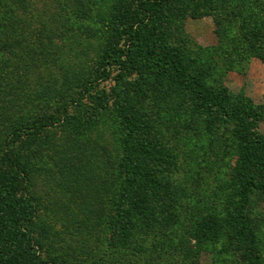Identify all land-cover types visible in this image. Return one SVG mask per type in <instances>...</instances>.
I'll use <instances>...</instances> for the list:
<instances>
[{
    "label": "rangeland",
    "instance_id": "374dc122",
    "mask_svg": "<svg viewBox=\"0 0 264 264\" xmlns=\"http://www.w3.org/2000/svg\"><path fill=\"white\" fill-rule=\"evenodd\" d=\"M70 1L76 6L75 11L81 19L65 20L62 17L60 22H55V17L64 13L56 0H26L24 10L20 9L22 1L18 0L14 16L12 15V20L16 22L13 21L10 26L15 31L6 25L0 26L1 33L5 34L4 29L7 30L13 36V41L21 39V43L13 46V53L27 55L28 61L34 65L25 79L18 83L23 88V94L16 93L20 90L19 85L9 84L6 87L7 90H16L11 97L15 98L18 94L30 100L27 108L32 118L41 115L43 118H58L60 122H68L73 132L80 133L86 142L92 141L106 155L117 158L128 144V151L132 154L129 162L141 171L145 169V165L153 169L169 167L167 172L172 178L166 182L167 192L157 196L154 193L159 190L158 187H149L148 184L144 186L150 189L148 191L152 195L147 201V207L150 208L148 218L151 220L144 221V225H157L158 231L164 232L175 226V215H184L189 211V215L195 213L199 217L204 216V223L215 231L209 235L210 242L203 244L197 264H250V260L242 253V246L230 240L232 227L229 216L239 219L236 208L242 205L233 178L236 168L235 148L231 137L235 130L234 122L219 115L218 111L210 114L191 111L192 93L182 87L183 81H178L173 69L163 73L153 66L141 63L137 68L134 67L130 75L125 76L118 66H109L103 75L98 74L97 68L103 52L108 49L117 48L124 52L128 48L129 51L134 50L129 31L138 30L139 41L135 49H144L145 53L153 55L160 52L161 44H165L160 39L162 34L155 33L153 28L156 27L158 31L162 29L163 23L172 30L176 26V19L183 15L181 23L184 35L176 36L174 30L169 45L165 42L168 49L173 50L176 55L180 53L178 55L182 62L200 55L198 53H210L206 57L208 65L214 69L217 82L230 93L246 99L250 102L249 105L256 107L261 116L258 132L264 135V60L251 56L247 61H240L239 58L233 60L229 55L264 53V30L260 31L258 21L253 22L250 18L251 13L257 15L259 12L264 15L262 2L252 5L251 0L246 1L249 6L246 9H250L247 11L243 3L238 7V0H160V5L156 0L150 12L154 23L150 22L148 33H143V27L141 29L139 25L134 26L132 22L139 20L145 23L146 19L138 9L139 5L131 0H92L91 10L80 7L78 0H68V3ZM217 4L221 6L220 16L215 14L219 10ZM240 9L245 11L238 13L237 10ZM242 15L244 23H241ZM157 19L161 23L155 21ZM247 20L249 26L246 25ZM147 23L149 24L148 21ZM127 24L128 34L123 35ZM253 25L260 37L254 36L256 30L250 28ZM113 26L117 30H113ZM244 31L250 34L246 38L244 36L245 43L239 40ZM253 37L262 43V47L254 46ZM193 62L192 66L196 61ZM200 65L199 68H204L202 63ZM89 74L90 84L85 90L78 85ZM209 84L214 85L215 89L218 85L211 82ZM118 108L132 122L135 128L132 133L127 131L116 114ZM210 124L213 125L212 132L207 129ZM69 134L67 129L58 130L54 138L63 140ZM208 135L216 136L215 141L210 142ZM159 143L164 144V150L158 146ZM84 148L87 149L88 146L85 145ZM151 148H157V152L161 150L166 154L167 161L160 165L157 154L151 153ZM87 152L88 150L84 151L85 155ZM197 172L201 174H195ZM151 175L148 170L147 176ZM84 178L83 175L80 180ZM178 182L183 186L175 185ZM133 185L136 187L137 182ZM193 185L195 190L200 187L196 191L198 201L190 196L189 188ZM99 190L100 188L91 184L84 188L82 195L85 205L82 209L86 210V207H92L96 203ZM132 197L134 202L147 199L142 198L143 196L137 198L133 193ZM176 197L182 198L179 209L174 202ZM187 199L196 200L198 211L191 208V203H186ZM238 200L240 205L237 204ZM106 208H109L108 204ZM243 208L249 223L246 236L251 234L254 237L255 251L261 256L260 264H264V192H252ZM63 211L65 215H62ZM63 211L57 209L53 211L57 215H48L49 231L46 240L53 238L54 241L47 250L44 245L37 249L43 259H57L54 254L59 251L58 247L63 245L62 242L70 240L74 229L80 235V230L75 225L78 226L81 220L70 228L66 224L55 226V221H68L72 218L73 215L68 210ZM177 211H181V214ZM161 215L167 216L166 223H159ZM84 216L81 214L79 217L82 219ZM99 216L106 218V215ZM55 228L59 229L62 237L54 234ZM93 235H96L95 239L102 240L99 234ZM89 239H93V236L90 235ZM96 246L99 247V244Z\"/></svg>",
    "mask_w": 264,
    "mask_h": 264
},
{
    "label": "trees",
    "instance_id": "16d2710c",
    "mask_svg": "<svg viewBox=\"0 0 264 264\" xmlns=\"http://www.w3.org/2000/svg\"><path fill=\"white\" fill-rule=\"evenodd\" d=\"M21 1L20 9L24 10L26 0ZM78 1L80 7L91 10L92 0ZM131 1L139 5L138 9L146 19L145 23L138 20L132 22L133 25H139L141 29L143 27L142 32L148 33L150 22L154 23V17H151L150 12L156 0ZM246 1L249 0H238V7L243 3L244 8H248ZM251 1L252 5H259L262 2L264 6V0ZM16 2L18 0H0L1 27L11 26L14 21L12 15L14 16V10L17 8ZM56 3L64 13L55 17V22H60L62 17L65 20L81 19L75 11L76 6L71 1L68 3V0H56ZM218 9L215 14L220 16V5ZM246 10L250 11V9ZM243 11L245 10H237L238 13ZM235 15L238 17L237 13ZM182 18L183 15L176 19V26L172 30L163 23L162 29L157 31L156 27L153 28L155 33L162 34L160 39L165 44V46L161 44L160 52L154 55L145 53L144 49H135L139 41L138 30L129 31L130 37L133 38L130 40L134 50L129 51L128 48L124 52L117 48L108 49L102 54L97 72L103 75L104 71L113 65L118 66L123 74L128 76L141 63L153 66L163 73L173 69L177 73L178 81H183L182 87L192 93L191 111L207 114L218 111L219 115L234 122L235 130L231 137L235 148L236 168L233 171V178L242 205L238 200L237 204L240 206L236 208V212L239 219L229 216L232 227L230 240L242 246V253L250 260V264H260L261 256L255 251L254 237L251 234L246 236L249 223L243 206L252 192H264V135L258 132L261 116L256 111V107L248 104L249 101L230 93L217 82L214 69L208 65L209 61L206 57L210 53H198L200 55L192 56L186 62H182L178 55L180 53L176 55L173 50L168 49L174 30L176 36L184 35ZM250 18L253 22L258 21L260 31L264 30V15L259 12L257 15L251 13ZM243 20L242 15L241 23H244ZM155 21L161 23L158 19ZM246 25H250L249 20L246 21ZM125 27L127 28L123 31V35L128 34L129 24ZM250 28L256 30L254 36L259 34L255 25ZM113 30L117 28L113 26ZM4 31L5 34H2L0 30V39H2L0 51L6 52L0 53L2 54L0 58V125L2 126H0V264H197L203 244L210 242L209 235L215 231L204 223V216L199 217L195 213L189 215V211L184 215H175L176 219L173 220L175 226L164 232L158 231L157 225H144V221L151 220L148 218L150 208L147 207V201L152 196L148 191L150 189L144 186L148 184L149 187H158L159 190L154 193L157 196L167 192L166 182L172 178L167 172L170 168L153 169L145 165V169L141 171L129 162L132 154L128 151V144L116 158L114 155H106L92 141L86 142L80 133L73 132L68 122H60L58 118L54 120L43 118L41 115L32 118L27 108L30 100L18 94L15 98L11 97L16 90H7L6 87L9 84L18 86L34 65L30 60L28 61L27 55L13 53V46L21 43V39L13 41V36L7 30ZM247 33V31L241 32L239 37L241 42L245 43L244 36L245 38L250 36ZM14 37L17 38L15 34ZM253 40L254 46L262 47L258 39L253 37ZM48 48L49 46L46 50ZM10 51L12 52L7 53ZM41 55L43 56L44 53ZM229 55L233 60L239 58L240 61H247L251 56H258L264 60V53H229ZM193 61H196L194 66H192ZM201 63L204 68H199ZM191 67L200 70H192ZM89 76L90 74L78 86H83L87 90L90 84ZM209 82L218 83L217 88L215 89V86L210 85ZM19 89L16 93L23 94L20 85ZM234 99L236 100L231 102ZM116 114L127 131L132 133L135 128L129 118L120 108L117 109ZM212 127V124L207 126L209 132L213 131ZM63 129L70 131L68 137L63 140L55 139L56 131ZM202 130L204 131L205 128ZM208 139L213 142L216 136L208 135ZM85 145L88 146L87 149L84 148ZM159 145L164 150V144L159 143ZM85 150H88L87 155L84 153ZM157 150L151 148V153L157 154L161 165L163 161H167L166 154ZM148 170L152 174L151 177L147 176ZM83 175L84 180H80ZM135 182L137 186L133 187ZM90 184L100 188L99 197L92 207H86L87 209L84 210L82 207L85 205V199L82 191L84 193V188ZM175 185L183 186L179 182ZM199 189L200 187L195 190V185L191 186L190 196L196 199L198 195L196 191ZM132 193L137 198L143 196L142 198L147 197V199L134 202ZM107 196L110 199L107 200ZM196 200L187 199L186 203H191V208L198 211ZM181 201L182 198L174 199L176 208L182 206ZM107 204L109 208H106ZM57 209L68 210L73 216L68 220L69 223L67 220L55 221V226L66 224L70 228L81 220L78 226L75 225L80 230V235L74 229L70 240L62 242L63 245H60L59 251L54 254L57 259L50 261L43 259L37 249L40 245H44L47 250L54 241L53 238L46 240L49 231L47 218L48 215H57L53 212ZM177 213L181 214V211ZM81 214L85 215L82 219L79 217ZM62 215H65L64 211ZM99 215H106V218ZM167 219L166 215H161L159 223H166ZM56 233L57 237H62L59 229H56L54 234ZM94 233L99 234L102 240L95 239ZM90 235L93 239H89ZM98 244L99 247L96 246Z\"/></svg>",
    "mask_w": 264,
    "mask_h": 264
}]
</instances>
